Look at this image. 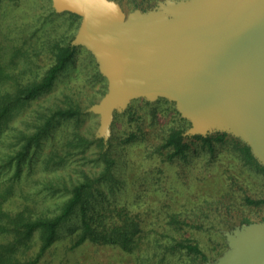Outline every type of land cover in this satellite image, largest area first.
I'll use <instances>...</instances> for the list:
<instances>
[{
    "label": "rangeland",
    "instance_id": "374dc122",
    "mask_svg": "<svg viewBox=\"0 0 264 264\" xmlns=\"http://www.w3.org/2000/svg\"><path fill=\"white\" fill-rule=\"evenodd\" d=\"M199 4L209 5L207 2ZM193 9L171 23L149 18L138 20L132 45L143 52L145 41L158 31L179 36L184 31V23L192 22L189 13ZM133 17L122 19L125 28ZM86 22L84 14L60 9L54 0L0 1V48H3L0 62L10 68L12 81L25 85L39 80L53 63L55 44L73 39L79 46L72 63L52 89L22 112L14 120V127L31 130L29 121L34 119L36 112L77 105L83 113L78 131L85 138L92 139L104 115L101 109L111 101L113 82L104 49L97 43L93 30L85 32ZM98 69L103 73L102 78L96 77ZM125 95V92L120 94L115 103L118 107ZM137 105L147 107L146 113L150 109L157 110L159 120L164 123L163 130L188 124L177 115L174 105L163 99L157 100L153 106H147L149 104L143 100L132 101L125 113L119 114L112 122L110 154L115 162V181L112 187L100 185L95 193L99 204L94 200L91 203L97 207L126 208L138 217L148 239L162 233L165 241L191 239L199 243L209 259L215 261L224 257V260L238 264L250 255V243L264 236V207L249 206L244 201L246 197L264 199V148L257 142L255 128L234 115L215 110L205 125L214 131H227V141L218 145L216 159L212 161L203 151L199 152V157L191 152L186 161L181 162V171L175 164L148 157L137 128L138 124L141 125L140 116L146 113ZM192 106L180 102V107L195 115L197 120L199 112ZM89 108L92 111L85 112ZM146 124L149 125L147 121ZM74 125L71 122L61 126L50 139L42 142L40 154L44 156L51 146L58 148L64 142V131L70 133ZM132 133L137 134V138L126 141ZM241 145L249 148L252 157H257L255 161L260 168L246 160L240 151ZM95 149L92 144L85 154L64 159L62 168L54 164L46 170L42 164L37 165L30 178L24 179L22 175L12 201L5 207L12 211L58 213L68 196L64 187H70L82 180L84 174L90 175L102 167L96 164ZM50 187L55 189V194H51ZM173 214H179L178 219L184 222L179 233L171 223ZM74 236L68 233L67 227L63 228L58 241L40 263L140 264L135 256L111 247L87 243L70 250ZM153 260L157 264V259Z\"/></svg>",
    "mask_w": 264,
    "mask_h": 264
},
{
    "label": "trees",
    "instance_id": "16d2710c",
    "mask_svg": "<svg viewBox=\"0 0 264 264\" xmlns=\"http://www.w3.org/2000/svg\"><path fill=\"white\" fill-rule=\"evenodd\" d=\"M1 1V0H0ZM115 6L122 19L129 16L139 19H154L166 23L175 22L194 5L207 2L213 5L217 0H104ZM78 43L73 39L67 43H57L53 46V63L43 76L34 82L22 85L12 81L10 68L0 62V264H41L43 257L52 249L60 237L63 228L68 233L75 234L70 250H75L84 244L111 247L124 254L135 256L140 264H225L227 259L219 257L215 261L209 259L198 242L186 239L163 240V233L148 239L141 222L136 215L130 214L126 208H108L91 203L99 186L106 184L112 187L114 176V159L110 154L112 122L119 114H124L132 101L143 100L153 104L163 99L174 105L177 115L187 125H177L163 130L159 115L155 109L146 113L147 107L137 105L146 113L140 116L138 133L140 140L151 158L179 166L193 152L207 153L211 161L216 159L218 145L226 142L227 131H214L208 125L197 127L195 115L180 107V102L168 95H152L146 91L132 93L122 100L120 107L115 104L109 108L107 117L101 116L100 124L92 139L85 138L78 131V123L83 113L79 106L69 105L64 108L50 109L49 112H36L30 122L31 130L13 126L14 120L42 94L54 86L62 72L72 63L78 49ZM0 48V55L2 54ZM96 77L102 78L98 69ZM86 109L85 112H91ZM148 122V126L146 124ZM74 122L70 133L64 131L63 143L56 148L51 146L44 156L40 154L42 142L47 141L61 126ZM162 124H159V123ZM28 124L26 123V126ZM142 126V127H140ZM187 126V127H186ZM65 134L68 135L65 137ZM11 138V139H9ZM137 134H130L126 141H134ZM12 140V141H11ZM96 146V164L102 166L99 171L84 174L83 179L74 182L70 187H64L68 194L61 204L59 212L53 215L47 211L19 210L12 211L5 207L12 201L15 189L20 179L30 178L38 167L43 165L46 170L55 164L62 168L64 159L77 154H85L88 148ZM242 155L260 168L252 157L250 150L241 145ZM96 166V167H97ZM95 167V169H96ZM62 181H65L62 179ZM52 195L53 187L49 188ZM102 195V193H100ZM245 203L253 207H264V199H250ZM99 204V201H96ZM92 204V205H91ZM33 213H36L33 215ZM179 214L171 216V223L179 233L183 223ZM142 239L144 241L142 242ZM228 246V244H227Z\"/></svg>",
    "mask_w": 264,
    "mask_h": 264
},
{
    "label": "water",
    "instance_id": "95a60500",
    "mask_svg": "<svg viewBox=\"0 0 264 264\" xmlns=\"http://www.w3.org/2000/svg\"><path fill=\"white\" fill-rule=\"evenodd\" d=\"M54 1L60 9L84 14L85 32L93 30L104 49L113 82L111 101L101 109L104 117L123 92L168 95L193 105L199 128L215 110L234 115L255 128L264 148V0L198 3L179 36L158 31L145 41L143 52L131 43L139 18L125 28L121 14L104 0ZM250 248L238 264H264V236Z\"/></svg>",
    "mask_w": 264,
    "mask_h": 264
}]
</instances>
